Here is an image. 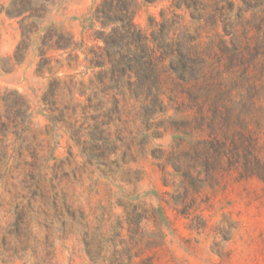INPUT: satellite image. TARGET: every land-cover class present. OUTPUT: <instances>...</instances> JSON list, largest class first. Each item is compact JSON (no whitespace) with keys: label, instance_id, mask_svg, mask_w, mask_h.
Here are the masks:
<instances>
[{"label":"rangeland","instance_id":"374dc122","mask_svg":"<svg viewBox=\"0 0 264 264\" xmlns=\"http://www.w3.org/2000/svg\"><path fill=\"white\" fill-rule=\"evenodd\" d=\"M101 1L0 0V264H264V180L197 166L183 182L166 159L206 139L197 107L169 61L158 103L152 76L138 95L137 68L118 85L112 64L92 63ZM196 1L194 13L134 0L133 22L149 37L153 20H174L211 68L227 58L220 41L246 36L264 65V0ZM29 2L41 17L16 15ZM51 31L73 47L44 46Z\"/></svg>","mask_w":264,"mask_h":264},{"label":"trees","instance_id":"16d2710c","mask_svg":"<svg viewBox=\"0 0 264 264\" xmlns=\"http://www.w3.org/2000/svg\"><path fill=\"white\" fill-rule=\"evenodd\" d=\"M158 1L163 0H144L146 3ZM133 2L102 0L92 13L91 20L98 22L102 30L95 37L104 44L103 47L96 46L92 63L95 66L112 64L115 73L113 80L118 85L124 79L125 68L129 71L137 68V77L142 76L143 82L128 83L135 86L136 91L139 90L138 95L151 92V83L147 84L146 81L152 76L155 80L153 98L158 103L162 92L156 75L157 67L162 68L163 63L169 61V69L178 81L175 88L199 112L200 122L195 129L206 133V139L197 142L194 147L173 152L166 159L184 183L194 185L198 181L192 175L197 166L209 177H215L217 173L224 175L235 172L240 178L257 177L264 180V157L260 155L264 146L260 143L261 137H264V65L258 66L255 62L256 48L250 46L246 36H242L243 40L232 39L231 48L225 45L226 41H220L227 58H218L215 61L217 67L211 68V64L206 66L203 57H209V54L197 51L195 41L198 36L182 31L173 37L174 20H164L161 24L153 20L151 25L157 26V29L149 37L138 29L133 22ZM199 5L196 0H171L170 8H186L195 13ZM25 11L31 12L28 18L41 17L39 8L31 7L30 2L28 8H19L16 15ZM161 16H164L163 12ZM198 18L203 16L199 14ZM107 28L110 31L105 33ZM54 37L57 39L53 40ZM43 38V45L50 43L48 47L53 50L66 51L73 47L70 37L57 32L51 31ZM124 47H134V50L120 54ZM221 65L224 66L220 68ZM222 72L233 77L224 80ZM201 99L203 101L199 102ZM204 105L210 117L202 111Z\"/></svg>","mask_w":264,"mask_h":264}]
</instances>
